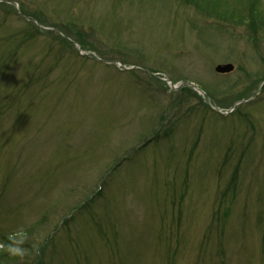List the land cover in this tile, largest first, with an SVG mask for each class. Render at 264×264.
I'll use <instances>...</instances> for the list:
<instances>
[{
    "label": "rangeland",
    "instance_id": "374dc122",
    "mask_svg": "<svg viewBox=\"0 0 264 264\" xmlns=\"http://www.w3.org/2000/svg\"><path fill=\"white\" fill-rule=\"evenodd\" d=\"M21 225L0 264H264V0H0V242Z\"/></svg>",
    "mask_w": 264,
    "mask_h": 264
},
{
    "label": "clouds",
    "instance_id": "9594fccd",
    "mask_svg": "<svg viewBox=\"0 0 264 264\" xmlns=\"http://www.w3.org/2000/svg\"><path fill=\"white\" fill-rule=\"evenodd\" d=\"M28 233L23 225L17 227L13 232L7 235V242H0V251L6 253L11 258L23 259L27 253L24 247L28 240Z\"/></svg>",
    "mask_w": 264,
    "mask_h": 264
},
{
    "label": "water",
    "instance_id": "95a60500",
    "mask_svg": "<svg viewBox=\"0 0 264 264\" xmlns=\"http://www.w3.org/2000/svg\"><path fill=\"white\" fill-rule=\"evenodd\" d=\"M215 71L219 74L230 73L232 71V67L230 65L217 66Z\"/></svg>",
    "mask_w": 264,
    "mask_h": 264
},
{
    "label": "trees",
    "instance_id": "16d2710c",
    "mask_svg": "<svg viewBox=\"0 0 264 264\" xmlns=\"http://www.w3.org/2000/svg\"><path fill=\"white\" fill-rule=\"evenodd\" d=\"M37 21H38L41 25H43V24H42V23H43L42 21H39V20H37ZM5 239H6L5 237H2V240H3V241H5ZM6 240H7V239H6ZM5 242H6V241H5Z\"/></svg>",
    "mask_w": 264,
    "mask_h": 264
}]
</instances>
